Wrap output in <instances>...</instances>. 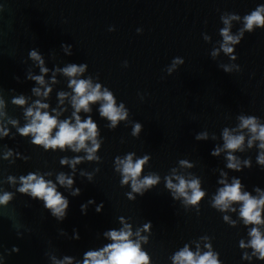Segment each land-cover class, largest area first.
Wrapping results in <instances>:
<instances>
[{"label":"water","instance_id":"water-1","mask_svg":"<svg viewBox=\"0 0 264 264\" xmlns=\"http://www.w3.org/2000/svg\"><path fill=\"white\" fill-rule=\"evenodd\" d=\"M261 3L264 0H0V87L4 89L10 116L23 124L21 110L14 108L10 99L18 93L30 95L34 85L24 77L31 62L24 61L28 51L37 48L50 69L54 64L87 63L88 74L98 75L99 82L114 93L117 101L125 103L130 119L143 125L139 138L130 136V124L121 123L109 131L106 121L96 112L97 106H93L92 118L104 137L98 153L103 163H85L78 169L90 172L98 166L100 171L91 183L77 174L74 186L81 189L78 197L59 189L70 202L63 222L52 218L41 202L19 194L7 208L0 209V251L10 252L13 246L20 249L6 255L4 264H49L44 253L50 250L58 257L70 255L79 259L88 249L105 243L97 239V234L118 227L116 217L121 215L131 216L134 226L152 222V236L145 250L152 256L153 264H170L168 256L205 234L213 237V247L223 264H264L241 259L238 241L246 238L247 229L224 224L221 215L208 207L207 198L201 203L199 216L185 213L178 202L171 200L161 182L130 202L124 196L129 189L119 187L120 178L113 171V158L130 151L137 156L150 154L151 168H145V174L155 171L161 177L176 166L178 159L187 158L196 162L191 171L201 178L208 196L216 191L218 172L214 170L223 168L225 162L223 156L212 157L210 152L221 143V129L234 126L235 117L241 112L264 121V29L246 33L236 46L235 63L241 66V73H224L218 64L229 63L228 57L221 53L213 60L209 53L221 39L218 30L222 27V12L243 16ZM109 26H114L115 31L109 32ZM239 27L234 24L232 31ZM137 28L142 33L137 34ZM202 33L210 35L212 42L205 43ZM61 43L72 45L71 56L63 55ZM50 52L56 54L54 60L49 59ZM174 57H182L184 64L169 76L164 69ZM125 60L127 68L122 67ZM33 71L38 74V69ZM16 76L22 83H17ZM58 79L60 83L51 94L53 107L56 91L67 90L66 81ZM9 89H15V93L10 94ZM137 93L144 95L143 102ZM205 129L215 133L217 141H195V134ZM0 143L31 158L27 163L17 160L11 167L2 162L6 175L19 176L36 169L69 171L61 168L58 161L65 155L71 157V152L45 153L19 135ZM237 155L241 159L250 157L253 167L229 172V176L239 177L248 191L255 186L264 189V170L255 164V148ZM89 199L95 204L103 202V210L96 213L94 204L88 207L87 214H81V204ZM15 224L23 226L21 238L17 237ZM61 229L68 237L76 229L80 239L60 236Z\"/></svg>","mask_w":264,"mask_h":264},{"label":"clouds","instance_id":"clouds-1","mask_svg":"<svg viewBox=\"0 0 264 264\" xmlns=\"http://www.w3.org/2000/svg\"><path fill=\"white\" fill-rule=\"evenodd\" d=\"M222 27L218 30L221 38L213 44L209 53L216 60L221 53L228 57L229 63H219L218 67L226 74L241 73L242 68L235 63L237 55L235 48L241 43L245 34H251L257 29H264V3L258 4L253 10L241 16L236 12H222L219 16ZM234 24L240 27L233 32ZM109 32L115 31L114 26H109ZM137 34L142 33L141 28L136 29ZM205 43H211L212 38L207 33H202ZM60 50L64 56L73 54L72 45L61 43ZM54 52L49 53V59H55ZM31 65L25 71L24 79L31 81L33 87L30 95L18 93L11 95L10 104L22 112L23 124L19 119L8 114V102L5 100L3 87H0V142L5 138L15 139L17 135L28 139L29 143L43 152H71V157L65 155L59 158V166L69 169L68 172L54 170L29 171L19 176L5 174L2 162H7L11 167L17 160L27 163L31 158L21 152L0 143V209L7 208L16 195L27 196L30 200L41 202L43 209L58 223L63 222L67 216L69 199L59 189H63L71 197H78L81 189L75 187V177L93 182L95 175L100 171L97 166L92 171L78 169L81 164L103 163L98 154L104 143L101 129L92 118L93 106L100 119L105 120V128L115 130L121 123L131 125L130 136L139 138L143 131L140 122L130 119V111L123 101L118 102L114 93L99 82L98 75L88 74L87 63H65L63 66L54 64L50 69L47 66L43 53L37 48H32L27 53V60ZM184 64L182 57H174L164 69L167 75H172ZM128 61L122 67L127 68ZM33 69H38V74ZM66 81L67 90L56 91V104H50L54 87L60 79ZM17 83H22L19 76L14 77ZM10 94L15 89H9ZM141 102L144 95L137 93ZM70 114L65 116V113ZM228 118V117H226ZM234 126L223 127L220 131L221 143L214 145L210 152L212 157L223 156L224 167L217 168L216 181L218 187L209 197L207 190L202 187V180L191 169L196 162L187 158L178 159L176 166L169 169L163 177L158 172L148 171L151 168V155L130 151L113 158V171L119 176V187L128 188L124 193L125 198L134 202L137 197L158 187L163 182L164 189L169 193L171 200L178 202L185 213L194 212L196 216L201 213V203L207 198L208 207L221 215L222 222L231 228L242 225L247 229L246 238L238 241L241 250V259L244 261L264 262V189L259 186L248 191L246 186L237 176H229V172H242L253 167L252 159H241L238 153H245L255 148V164L264 170V121L260 117L241 112L235 117ZM15 129V132L11 130ZM215 133L207 129L195 134V141H217ZM121 143H124L123 138ZM45 166L46 162H45ZM54 177V179H53ZM7 185L6 189L4 186ZM13 189V190H8ZM95 201L89 199L81 204V214H87L88 207ZM104 204H95V212L100 213ZM233 214L236 218L233 219ZM118 227L110 228L97 234V239L105 243L97 248L85 251L81 258L70 255L58 257L55 251H46L49 264H153V258L145 246L150 244L152 236V222L145 221L134 226L131 216L116 217ZM18 238L22 237L20 224H15ZM29 230V229H26ZM30 231V230H29ZM59 235L71 240H79L80 236L73 229L71 237L63 230ZM213 237L202 235L184 243L175 250L168 261L170 264H223L220 253L212 244ZM2 248V245H0ZM20 249L13 246L8 250L0 251V264H4L5 256L18 253Z\"/></svg>","mask_w":264,"mask_h":264}]
</instances>
